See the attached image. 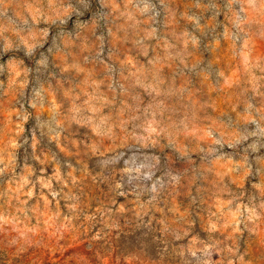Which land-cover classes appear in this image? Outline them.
I'll return each instance as SVG.
<instances>
[{
	"label": "rangeland",
	"instance_id": "rangeland-1",
	"mask_svg": "<svg viewBox=\"0 0 264 264\" xmlns=\"http://www.w3.org/2000/svg\"><path fill=\"white\" fill-rule=\"evenodd\" d=\"M236 23L226 0L0 4V264H197L193 243L214 245L210 264H264V214L237 231L228 213L259 205L264 147L245 163L256 137L213 154L206 135L264 127V24ZM145 142L168 165L137 217L112 189Z\"/></svg>",
	"mask_w": 264,
	"mask_h": 264
},
{
	"label": "clouds",
	"instance_id": "clouds-1",
	"mask_svg": "<svg viewBox=\"0 0 264 264\" xmlns=\"http://www.w3.org/2000/svg\"><path fill=\"white\" fill-rule=\"evenodd\" d=\"M4 0H0V4H3ZM226 7L229 12L233 14L237 18L236 27L243 32L244 28L243 25H248L254 21H257L261 24H264V0H226ZM148 6L145 5L144 11H147ZM25 25L27 24V20L23 22ZM260 121H264V115H261L259 118ZM251 123L256 125V131L252 132H245L243 135H236L230 138H226L225 133L219 132L217 138L214 135V132L217 130L213 129L206 133L212 139V144L218 146V148H211L210 152L213 154L218 150H223L225 147L227 149H237L238 145H241V141H246L250 137H256L252 143L248 144L246 147H240V151L245 153L244 161L247 163V157L249 154V150L252 153L258 151L259 148L264 147V127H261L260 122L256 119H251ZM157 145L152 144L150 142H145L143 144H133L129 146V150L132 151V157L128 160H125V167L122 169V174L118 182L115 183L112 191L115 192L119 196H126V186L130 188L131 191L136 195L137 199V217H140L143 213L144 206L140 204L139 197L143 192H151L154 195L152 196V200L156 199V195L159 194L160 189H162L165 184L162 180H153L154 175L156 174V165L159 164L161 169H166L168 162L161 156V158L157 161L153 157L143 155L145 149L156 148ZM124 154H118L113 163L123 160ZM237 168L243 167V165L236 166ZM235 170V169H233ZM2 171V170H0ZM247 171L245 175H247ZM180 175H170L168 180L169 184L175 185L180 183ZM151 181V187H147V183ZM24 185L29 184V180H24ZM43 188H47L50 194L55 198L60 195L59 192H56L52 189L50 182H40ZM255 187H259V185H255ZM29 197L33 195L32 191L27 193ZM231 197L227 200L226 205L230 206L233 204H238L245 196V190L241 188L236 192L228 193ZM261 201L259 205H254L253 207L249 208L247 205H239L237 207L236 212H231V208L229 207L228 213L232 216V224L239 230V225L241 223H245L247 221H255L258 220L261 214H264V190L261 191ZM254 199V198H253ZM257 207L260 209V213L257 212ZM241 208L244 210L241 211ZM217 217L225 215L223 210L218 211V213H214ZM114 223H108L107 221L104 222V228L108 229L109 231L115 227ZM195 224H192L191 227L194 229ZM248 225L245 223V227ZM107 233H101V236H106ZM213 246H205L203 248H197L196 244L193 243L187 249V252L190 254L191 257L195 258L197 264H210V257L212 254ZM231 251V249H229ZM201 253L202 255H197V253ZM183 255V251L181 252ZM231 264V262H230Z\"/></svg>",
	"mask_w": 264,
	"mask_h": 264
}]
</instances>
